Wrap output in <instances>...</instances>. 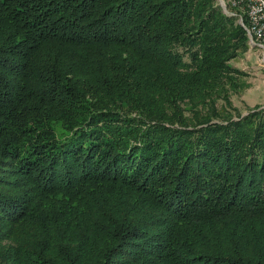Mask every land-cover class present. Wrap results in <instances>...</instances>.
Segmentation results:
<instances>
[{"label":"trees","instance_id":"1","mask_svg":"<svg viewBox=\"0 0 264 264\" xmlns=\"http://www.w3.org/2000/svg\"><path fill=\"white\" fill-rule=\"evenodd\" d=\"M237 21L216 0H0V264H264Z\"/></svg>","mask_w":264,"mask_h":264},{"label":"rangeland","instance_id":"2","mask_svg":"<svg viewBox=\"0 0 264 264\" xmlns=\"http://www.w3.org/2000/svg\"><path fill=\"white\" fill-rule=\"evenodd\" d=\"M218 4V3H217ZM219 6V5H218ZM224 12V11H223ZM240 13L246 17V10L240 8ZM236 17V14H229ZM247 19V17H246ZM238 23V22H237ZM247 23V21H246ZM241 24V23H240ZM242 25V24H241ZM250 44V42H249ZM262 53L258 50H249L247 54L241 58L232 61L235 68L244 70L246 76L242 81L246 84V88L234 95L233 105L238 111L236 114L242 116L247 115L254 108L264 109V64Z\"/></svg>","mask_w":264,"mask_h":264},{"label":"built area","instance_id":"3","mask_svg":"<svg viewBox=\"0 0 264 264\" xmlns=\"http://www.w3.org/2000/svg\"><path fill=\"white\" fill-rule=\"evenodd\" d=\"M226 14H236L238 24L246 31V21H253L254 34H247L251 50H262L264 54V5L261 0H216ZM240 6H246L254 12V19H245L240 13ZM264 64V61H263Z\"/></svg>","mask_w":264,"mask_h":264},{"label":"bare ground","instance_id":"4","mask_svg":"<svg viewBox=\"0 0 264 264\" xmlns=\"http://www.w3.org/2000/svg\"><path fill=\"white\" fill-rule=\"evenodd\" d=\"M261 3H263L264 5V0H261ZM245 9L246 10V17L247 19H254V12H252V10H250L248 7L246 6H240L239 9ZM246 32L247 34H254V23L253 21H247L246 23ZM259 52L262 53L263 59H264V54L262 52V50H258Z\"/></svg>","mask_w":264,"mask_h":264}]
</instances>
